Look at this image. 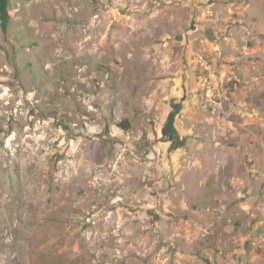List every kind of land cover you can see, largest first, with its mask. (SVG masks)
Returning a JSON list of instances; mask_svg holds the SVG:
<instances>
[{"label": "rangeland", "instance_id": "1", "mask_svg": "<svg viewBox=\"0 0 264 264\" xmlns=\"http://www.w3.org/2000/svg\"><path fill=\"white\" fill-rule=\"evenodd\" d=\"M10 11L0 264H264V0ZM219 116L262 145L231 170H180V120Z\"/></svg>", "mask_w": 264, "mask_h": 264}, {"label": "crops", "instance_id": "2", "mask_svg": "<svg viewBox=\"0 0 264 264\" xmlns=\"http://www.w3.org/2000/svg\"><path fill=\"white\" fill-rule=\"evenodd\" d=\"M221 103H224V100L217 102L218 105ZM233 103L239 107L243 101L234 100ZM244 103L248 104L246 101ZM208 119V124L205 121H193L191 127L187 125L188 121L180 120V170L190 165L195 169L193 171L201 173L206 170L217 173L231 170L234 165L242 166L247 162L242 159L243 155L250 156L252 150L258 148V144L262 145V134L251 130L244 131L240 123L236 125L220 116ZM246 123H249L248 120ZM252 153L254 155V152ZM198 176L201 174L198 173ZM200 185L201 188L206 187L203 181H200ZM182 186L189 189L188 183L183 182Z\"/></svg>", "mask_w": 264, "mask_h": 264}, {"label": "trees", "instance_id": "3", "mask_svg": "<svg viewBox=\"0 0 264 264\" xmlns=\"http://www.w3.org/2000/svg\"><path fill=\"white\" fill-rule=\"evenodd\" d=\"M13 0H0V22L2 29L6 30L8 25L11 22L12 14L10 11V5ZM117 126L123 130L127 129L125 121H120L117 123Z\"/></svg>", "mask_w": 264, "mask_h": 264}]
</instances>
